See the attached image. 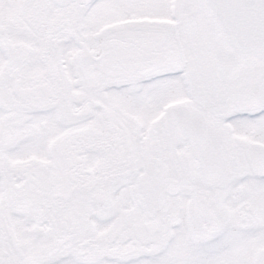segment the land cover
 Masks as SVG:
<instances>
[{"label":"snow or ice","instance_id":"1","mask_svg":"<svg viewBox=\"0 0 264 264\" xmlns=\"http://www.w3.org/2000/svg\"><path fill=\"white\" fill-rule=\"evenodd\" d=\"M0 264H264V0H0Z\"/></svg>","mask_w":264,"mask_h":264}]
</instances>
